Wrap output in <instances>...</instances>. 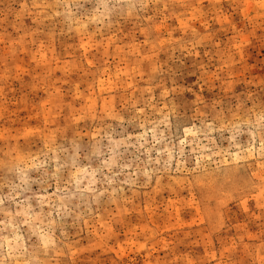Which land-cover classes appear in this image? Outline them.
Segmentation results:
<instances>
[{"label":"rangeland","instance_id":"1","mask_svg":"<svg viewBox=\"0 0 264 264\" xmlns=\"http://www.w3.org/2000/svg\"><path fill=\"white\" fill-rule=\"evenodd\" d=\"M0 264H264V0H0Z\"/></svg>","mask_w":264,"mask_h":264}]
</instances>
